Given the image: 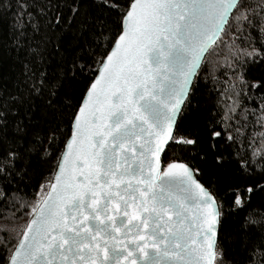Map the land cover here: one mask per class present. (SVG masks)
Returning <instances> with one entry per match:
<instances>
[{
    "label": "water",
    "instance_id": "95a60500",
    "mask_svg": "<svg viewBox=\"0 0 264 264\" xmlns=\"http://www.w3.org/2000/svg\"><path fill=\"white\" fill-rule=\"evenodd\" d=\"M240 1L132 0L8 264H215L219 202L162 157Z\"/></svg>",
    "mask_w": 264,
    "mask_h": 264
},
{
    "label": "trees",
    "instance_id": "16d2710c",
    "mask_svg": "<svg viewBox=\"0 0 264 264\" xmlns=\"http://www.w3.org/2000/svg\"><path fill=\"white\" fill-rule=\"evenodd\" d=\"M132 0H0V264H8ZM264 0H241L162 159L191 165L221 220L215 264H264Z\"/></svg>",
    "mask_w": 264,
    "mask_h": 264
},
{
    "label": "rangeland",
    "instance_id": "374dc122",
    "mask_svg": "<svg viewBox=\"0 0 264 264\" xmlns=\"http://www.w3.org/2000/svg\"><path fill=\"white\" fill-rule=\"evenodd\" d=\"M258 116V129L255 130L253 143L255 144V153L264 155V113L259 114ZM52 177L53 176L48 177L40 187L36 201L33 205V210L36 209V207L46 196L52 181Z\"/></svg>",
    "mask_w": 264,
    "mask_h": 264
}]
</instances>
